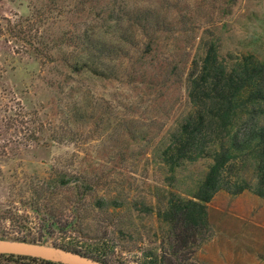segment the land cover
Wrapping results in <instances>:
<instances>
[{
	"label": "rangeland",
	"instance_id": "obj_1",
	"mask_svg": "<svg viewBox=\"0 0 264 264\" xmlns=\"http://www.w3.org/2000/svg\"><path fill=\"white\" fill-rule=\"evenodd\" d=\"M211 46L226 68L248 56L264 66V0H0V238L113 264H264L252 190L215 194L194 245L173 251L162 217L210 165L172 171L162 155L195 110L189 73ZM79 58L95 72L74 74ZM251 159L230 181L256 185ZM62 177L90 186L76 205Z\"/></svg>",
	"mask_w": 264,
	"mask_h": 264
},
{
	"label": "trees",
	"instance_id": "obj_2",
	"mask_svg": "<svg viewBox=\"0 0 264 264\" xmlns=\"http://www.w3.org/2000/svg\"><path fill=\"white\" fill-rule=\"evenodd\" d=\"M100 62L102 57L98 56L95 68ZM69 68L74 74L89 68L91 73L95 72L93 67H88L87 61L80 58L71 63ZM188 80V96L195 110L184 118L162 156L172 171L186 162L198 160L209 159L210 165L192 196L188 199L174 196L162 215L169 224V239L173 251L180 244H196L193 238L197 239L206 233V204L219 191L240 194L249 189L264 199V66L248 56L235 66L226 68L218 61L216 51L211 46L201 62L193 65ZM248 157L253 160L248 166H254L257 180L254 187L245 179L230 181V176L236 173L238 160L247 162ZM63 178L59 181L62 186L74 182H64ZM77 183H80L79 187ZM74 185L77 193L72 204L76 205L82 198L80 196L86 195L90 190V186L78 180ZM16 240L44 244L40 240L24 237ZM53 246L105 264H113L89 249L72 245ZM0 259L6 262L26 261L25 264H56L12 255H0Z\"/></svg>",
	"mask_w": 264,
	"mask_h": 264
},
{
	"label": "water",
	"instance_id": "obj_3",
	"mask_svg": "<svg viewBox=\"0 0 264 264\" xmlns=\"http://www.w3.org/2000/svg\"><path fill=\"white\" fill-rule=\"evenodd\" d=\"M0 255L21 256L56 264H105L53 245L0 238Z\"/></svg>",
	"mask_w": 264,
	"mask_h": 264
}]
</instances>
